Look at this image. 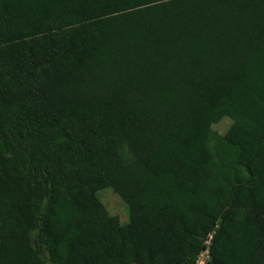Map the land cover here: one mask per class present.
<instances>
[{"label":"trees","instance_id":"trees-1","mask_svg":"<svg viewBox=\"0 0 264 264\" xmlns=\"http://www.w3.org/2000/svg\"><path fill=\"white\" fill-rule=\"evenodd\" d=\"M204 251L264 264V0H0V264Z\"/></svg>","mask_w":264,"mask_h":264},{"label":"rangeland","instance_id":"rangeland-1","mask_svg":"<svg viewBox=\"0 0 264 264\" xmlns=\"http://www.w3.org/2000/svg\"><path fill=\"white\" fill-rule=\"evenodd\" d=\"M229 125L230 120L224 118L214 124L212 129L216 134H223L227 130ZM97 197L100 202L105 206L110 215L117 216L121 223L127 222V207L117 194H115L110 189H104L97 193ZM207 260L208 254L206 251H204L199 255L195 264H204Z\"/></svg>","mask_w":264,"mask_h":264},{"label":"built area","instance_id":"built-area-1","mask_svg":"<svg viewBox=\"0 0 264 264\" xmlns=\"http://www.w3.org/2000/svg\"><path fill=\"white\" fill-rule=\"evenodd\" d=\"M207 252V251H206Z\"/></svg>","mask_w":264,"mask_h":264}]
</instances>
